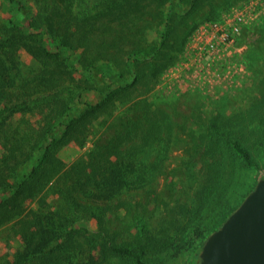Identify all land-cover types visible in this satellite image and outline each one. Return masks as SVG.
<instances>
[{
    "label": "rangeland",
    "instance_id": "rangeland-1",
    "mask_svg": "<svg viewBox=\"0 0 264 264\" xmlns=\"http://www.w3.org/2000/svg\"><path fill=\"white\" fill-rule=\"evenodd\" d=\"M15 1L16 5H10L7 0H0V17L12 18L27 26V34L13 35L7 48L9 55L19 57L27 69L37 70L42 66L39 56L47 49L55 55L49 57L48 72L56 70L63 74L56 77L58 79L52 85H47L45 91L34 93L26 100L23 106L26 112L17 114L16 118L25 117L37 125L40 116L34 110L54 99H64L74 109L78 108L77 114L84 116L92 110L87 104H103L107 99L121 100L123 96L132 98L127 106L135 103V107L143 109L148 117L144 125L133 127L135 136L132 139L117 143L119 166L127 171L125 181L113 190L115 195L102 197V204L114 211V214L108 213V218L113 220L99 224L97 218L88 216L86 221L77 223L76 228L81 232L78 230V234L70 236L67 244L64 240L61 243L66 245L62 250L69 252L64 263L109 264L112 261L108 258L111 256L109 249L100 256L102 243L117 237L118 242L123 240L137 246L139 243L135 237L139 233V224L140 227L146 226L149 236L164 237L170 243L163 252L155 253L154 248H149L146 254L149 262L189 264L194 251L217 229L225 213L237 206L264 176V14L258 22L243 26L241 42L245 47L239 54L236 67L215 70L205 84L198 82L192 89H187L179 86L177 81L169 85L165 81L173 78L170 68L179 61L191 32L206 20L220 18L242 0H198L192 6V14L175 9L172 27L178 34L179 28L188 27V31L181 50L168 60L170 63L159 71L152 64V59L149 64L139 62L113 81L101 80L104 77H101L99 67L84 69L85 56L82 54L85 50L82 48L74 52L60 49L61 53L56 55L59 51L57 41L50 37L38 19V7H41L43 15L59 19L62 23L70 19L69 29L76 33L81 27L78 19L89 21L96 19L99 11L109 12L112 20H96L97 25L112 23L116 27L129 15L140 14L142 9L137 8L146 3L140 5V0H76L74 4L78 6L74 5L71 10L72 5H67L66 1L63 3V0ZM155 3H148L150 7L154 6L151 7L154 17L148 20L153 28L148 30L146 40L142 41L146 49L159 44L164 28V22L158 17L162 7ZM123 5L128 8L124 10ZM81 7L85 8L80 11ZM92 62L97 66L100 60L93 59ZM116 68L115 71L119 72L127 67L120 64ZM181 78L187 77L182 75ZM129 112L124 114L125 119L135 116L134 112ZM104 113L102 106L96 113L97 117L90 118L93 123L88 125V134H75L43 170L48 177L54 175V171L57 173L52 183L75 161L88 158L97 138L93 132L101 129ZM239 113L246 116L242 123L218 125ZM256 114H260L258 118H255ZM217 126L224 133L221 138L238 139L248 148L250 163L240 154L221 150L222 159L220 165H216L218 147L214 141ZM59 131L62 138L66 134L65 127ZM68 137L67 134L65 139ZM2 152L0 144V156ZM102 193L108 194L107 190H102ZM46 195V202L42 201V194L25 200L18 208L19 216L0 224V264L7 257L13 262V256L25 245L24 230L31 228L34 221L44 225L48 223L52 208L47 202L53 201L57 194ZM7 196L9 193L0 188V202ZM202 213L204 217H201ZM101 229L103 232L99 235ZM96 234L101 240L95 238ZM98 258L103 261L95 263Z\"/></svg>",
    "mask_w": 264,
    "mask_h": 264
},
{
    "label": "trees",
    "instance_id": "trees-1",
    "mask_svg": "<svg viewBox=\"0 0 264 264\" xmlns=\"http://www.w3.org/2000/svg\"><path fill=\"white\" fill-rule=\"evenodd\" d=\"M7 1L10 5L17 4L15 0ZM35 1L37 3V0ZM65 1L67 5H72L71 10L74 5L78 6L74 4L77 3L76 0H63V3ZM82 1L85 2V0ZM140 1V5L142 2L146 3L137 8V10L142 9L140 14L129 15L121 23L116 24V27L112 26L114 25L112 23L103 25L104 20H112L111 14L99 11L96 19L82 22L78 19L81 27L86 29L84 31L79 27L76 33H72L69 29L70 19L62 23L59 19L47 17L41 13L40 6L36 14L50 37L57 41L59 51L56 55L61 53L60 49L74 52L82 48L85 50L82 54L85 56L82 63L86 67L84 69L90 70L94 67L98 69L99 67L102 71L101 77H104L101 80L113 81L124 75L128 69L132 70L135 64L143 61L149 64L151 59L155 63L152 64L156 70L162 71L170 63L168 60L174 58L175 54L181 50L185 33L188 31V27L179 28L178 34L172 27L171 20L174 10L178 9L180 13L192 14L194 12L192 6L198 2V0H150L148 3L156 2L157 7H162L158 17L164 22V28L160 33L159 44L146 49L142 46V41L146 40L148 30L153 28L148 20L154 17L152 16L153 10H151L154 6L150 7L147 0ZM78 3L81 6V1ZM122 7L124 10L128 8L125 5ZM84 8L81 7L80 11ZM101 19L102 22L97 25L96 20ZM15 34H27V26L19 24L12 18L0 17V144L3 147L0 156V188L9 193V196L0 202V212L3 215L0 224L19 216L21 212L18 208L25 200L42 194V201L46 202L47 193H54L57 196L53 201L47 202L52 208L48 223L44 225L40 221H34L33 226L26 228L22 234L25 239L23 249L13 256V262L7 257L1 264H67L64 263V259L68 258L69 252L62 250L66 245L61 243L64 240L63 242L67 244L70 236L72 238L73 234L81 232L76 228L77 223L86 221L88 216L97 218L99 224L113 220L108 218V213L111 211L102 204V197L110 198L115 195L114 189L117 190L122 181H125L124 174L127 171L119 166L117 143L132 139L135 136L133 127L144 125L146 121L148 122V117L143 109L135 107V103L132 102V107L127 106L132 98L123 96L121 100L113 98L110 101L107 99L103 104L93 106L87 104L86 106L92 110L84 116L77 114L78 108L74 109L64 99H54L47 101L38 110L36 107L37 111L34 110L40 116L37 125L25 117L16 118L17 114L26 112L23 109L26 100L34 93L45 91L47 85H52L63 74L56 70L54 73L48 72L49 57L55 55L47 49H44L39 56L42 66L37 70L27 69L19 57H11L7 48L10 47L11 38ZM93 59L100 60L97 66H94ZM120 64H124L127 68L116 72V67ZM102 106L105 108L104 118L100 122L103 125L101 129L93 132L97 138L93 148L88 152V158L75 161L68 171H63L52 183V178L57 173L54 171V175L51 174L48 177L43 170L47 169L62 145L67 144L75 134H88V125L93 123L90 118H96V113ZM131 108L133 111H130ZM129 111L134 112L135 116L125 119ZM258 115L260 114H256L255 118H258ZM228 118L218 125L224 123L221 126L223 127L237 122L242 123L246 116L239 113ZM62 127H65L66 134L61 138L59 129ZM221 127L215 128L214 143L218 147L215 156L218 160L216 165H220L221 150L240 154L250 163L248 148L238 139L221 138L224 134L221 132ZM67 134L69 137L65 139ZM207 147H210V142ZM102 190H107L108 194L102 193ZM240 203L234 206L229 213H225L217 229ZM111 213L114 214V211ZM201 217H204L203 213ZM138 228V237H135L139 243L137 246L123 242V240L118 242L117 237H113L110 242L102 243L100 256L105 254L106 249H109L111 256L108 258L112 259L109 264H152L146 259L148 249L152 247L155 253L163 252L170 247V243L164 237L149 236L145 225L140 227L138 224ZM102 232L101 229L98 234L102 235ZM98 234L95 238L101 240L97 237ZM204 242L194 251L189 264H200L199 253ZM100 261L103 260L95 259V263H101Z\"/></svg>",
    "mask_w": 264,
    "mask_h": 264
},
{
    "label": "built area",
    "instance_id": "built-area-1",
    "mask_svg": "<svg viewBox=\"0 0 264 264\" xmlns=\"http://www.w3.org/2000/svg\"><path fill=\"white\" fill-rule=\"evenodd\" d=\"M263 14L264 0H242L220 18L197 25L179 61L170 68L173 78H168L165 83L177 81L179 86L192 89L198 82L205 84L215 70L236 67L245 47L241 42L243 26L258 22ZM182 75L187 78H181Z\"/></svg>",
    "mask_w": 264,
    "mask_h": 264
},
{
    "label": "water",
    "instance_id": "water-1",
    "mask_svg": "<svg viewBox=\"0 0 264 264\" xmlns=\"http://www.w3.org/2000/svg\"><path fill=\"white\" fill-rule=\"evenodd\" d=\"M200 264H264V176L199 253Z\"/></svg>",
    "mask_w": 264,
    "mask_h": 264
}]
</instances>
